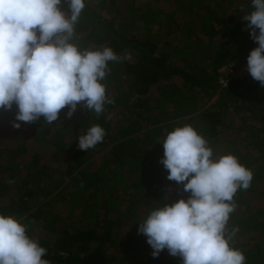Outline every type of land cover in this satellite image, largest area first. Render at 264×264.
I'll list each match as a JSON object with an SVG mask.
<instances>
[{"label":"trees","instance_id":"obj_1","mask_svg":"<svg viewBox=\"0 0 264 264\" xmlns=\"http://www.w3.org/2000/svg\"><path fill=\"white\" fill-rule=\"evenodd\" d=\"M92 1L86 0L73 42L81 50L108 46L123 58L109 62L105 78L106 94L114 102L106 103L100 115L78 106L69 118L65 108L53 124L41 117L20 128L13 127L15 105L9 111L0 109V184L5 191L17 192L0 202V213L26 225L28 235L47 249L49 264H183L167 249L154 258L147 237L138 233L152 208L190 196L183 185L167 179L160 163L163 138L175 128L171 119L176 114H169L168 106L182 110L194 99L185 90L218 92L220 102L193 117L214 138L227 127L229 109L253 112L264 105V87L247 70L221 81L222 68L238 64L258 46L243 19L253 11L251 0H189L186 11L195 17L182 25L185 37L194 40L169 48L170 42L162 43L158 35L128 32L104 18L101 12L117 0H101L96 6ZM61 8L67 10V3ZM188 104V112L198 110ZM94 124L105 129L104 140L81 150L79 137ZM216 143L208 145L219 157ZM102 151L104 159L94 158ZM259 151L251 185L235 194L226 230L236 229L230 244L244 253L245 264H264V150ZM227 153L245 166L252 161L237 145ZM59 186L60 200L51 196ZM43 196L49 199L40 203ZM55 202H74L75 208L93 209L97 215L90 212L88 222L66 224L52 211Z\"/></svg>","mask_w":264,"mask_h":264},{"label":"clouds","instance_id":"obj_2","mask_svg":"<svg viewBox=\"0 0 264 264\" xmlns=\"http://www.w3.org/2000/svg\"><path fill=\"white\" fill-rule=\"evenodd\" d=\"M251 4L253 11L243 19L258 46L247 57V71L264 87V0ZM85 7L86 0H0V109L16 106L13 127L41 117L53 124L61 110L67 108L70 118L78 106L100 115L114 102L103 81L109 62L123 58L108 46L81 50L73 42ZM105 134L94 124L79 137L78 147L94 148ZM162 143L167 179L190 196L163 202L139 223L151 255L167 249L183 264H245L244 253L230 244L236 229L226 230L234 196L250 187L252 171L231 153L215 156L191 124L176 126ZM46 252L17 217L0 213V264H49Z\"/></svg>","mask_w":264,"mask_h":264},{"label":"rangeland","instance_id":"obj_3","mask_svg":"<svg viewBox=\"0 0 264 264\" xmlns=\"http://www.w3.org/2000/svg\"><path fill=\"white\" fill-rule=\"evenodd\" d=\"M92 1V0H90ZM93 2V1H92ZM101 0H94L95 6L100 3ZM189 0H117V2L112 5L108 10L102 11L101 15L114 22L115 26L132 33H138L142 35H147L152 33L154 35L160 36L161 42H170L167 46L174 47L178 44L184 47L186 44L191 45L194 40L193 36L185 37V28H183L184 22L195 17L194 12L186 11L190 5H188ZM98 7V6H97ZM181 7L182 11L179 12L178 8ZM178 11V12H177ZM176 16V21L172 19ZM176 60V59H175ZM222 71L221 80L225 83L227 80L225 76H238L244 74L247 70V58L243 57L238 64H231L229 68L224 67ZM103 83L106 85V81ZM182 85H180L181 87ZM187 95H191L194 99H189L187 103H184L182 110L173 109V105L168 106L169 114H176L172 117L171 122L176 126H182L184 124L193 125L200 134H202L207 140L208 144L211 142H217L213 147L214 150H218L221 155L231 151V147H238L244 150V154L248 155V169L255 165L256 154L260 153L259 148L262 147L264 150V105H258V108L253 112H237L235 110L229 109L225 115V121L227 127L220 130V135L212 138L210 136V131L206 128L199 127L198 122L193 119L196 113L200 112L205 108H211L216 103H219V93L214 94H204L195 91L185 90ZM192 103L196 106L198 110L193 112H188L186 105ZM184 109V110H183ZM253 125V127H247L243 123ZM261 142V143H260ZM248 144V145H247ZM52 148V145L49 144ZM246 145V146H245ZM50 148V149H51ZM106 152L96 153L94 158H105ZM2 184V183H1ZM0 184V202H6L11 199L17 192L5 191V188ZM61 187L55 189L51 196L56 195L61 192ZM101 193V192H100ZM61 194V193H60ZM59 194V195H60ZM58 195V196H59ZM57 196V195H56ZM57 198L60 200V197ZM49 199L43 196L40 200L42 201ZM63 204H68L65 209ZM47 207H51L49 203L46 204ZM62 206V207H61ZM76 204L74 202L70 203H53L52 211L55 214H60L62 221L66 224L68 222L78 223L80 221L88 222L89 218L87 213H93L95 217L97 211L93 209H88V212L81 211L75 208ZM51 210V209H50ZM85 222V223H86Z\"/></svg>","mask_w":264,"mask_h":264},{"label":"built area","instance_id":"obj_4","mask_svg":"<svg viewBox=\"0 0 264 264\" xmlns=\"http://www.w3.org/2000/svg\"><path fill=\"white\" fill-rule=\"evenodd\" d=\"M223 69H225V68H222L221 71H223ZM221 81H223V80H221Z\"/></svg>","mask_w":264,"mask_h":264}]
</instances>
